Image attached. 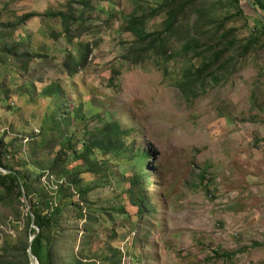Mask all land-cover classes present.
Here are the masks:
<instances>
[{
	"label": "rangeland",
	"instance_id": "374dc122",
	"mask_svg": "<svg viewBox=\"0 0 264 264\" xmlns=\"http://www.w3.org/2000/svg\"><path fill=\"white\" fill-rule=\"evenodd\" d=\"M69 1L0 0V24L34 15L5 39L18 54L48 57L33 59L29 67L36 71L33 80H41L37 90L46 82L61 85L60 119L79 110L78 117H71L70 133L84 137L108 120L132 128L124 139L130 149L100 156L105 170L83 175V186H91L85 214L92 217L86 223L74 211L66 233L74 231L80 249L91 248L96 264H110L100 260L105 256L118 264H264V45L244 57V66L226 81L188 100L173 84L186 59L180 41L173 45L167 73L153 61L134 66L121 57L124 40L131 39L120 32L127 18L148 13L162 0H103L86 13L70 43L58 33L59 19L51 16ZM227 3L207 0L217 18L232 14ZM241 5L249 25L242 28L237 22V34L246 38L260 28L257 18L264 19V13L247 0ZM160 21L150 19L148 26L159 27ZM53 30L57 37L50 36ZM88 43L92 49L86 63L65 71L67 50L79 55ZM21 64L13 58L9 66H0V134L17 133L22 143L16 145L26 153L31 138L38 142L41 129L49 128L56 102L34 101L25 93ZM135 150L151 156L146 179L134 191L136 200L129 191L138 171ZM17 157L23 160L22 154ZM13 219L10 210L0 208V248L5 234L13 233Z\"/></svg>",
	"mask_w": 264,
	"mask_h": 264
},
{
	"label": "trees",
	"instance_id": "16d2710c",
	"mask_svg": "<svg viewBox=\"0 0 264 264\" xmlns=\"http://www.w3.org/2000/svg\"><path fill=\"white\" fill-rule=\"evenodd\" d=\"M102 1L70 0L64 10L52 13L51 16L60 21L59 35L67 37L70 43L78 36L79 28L84 26L86 13L95 10ZM241 2L228 0L227 4L234 11L223 18L212 15L207 0H162L151 7L148 13H133L120 28L121 33H128L131 38L124 40L121 57L134 66L153 61L167 73V63L173 57V45L180 41V54L186 59L182 63L181 75L176 77L173 84L188 100L196 98L206 91L207 86L224 82L237 73L244 66L243 58L253 50L258 52L257 49H262L264 45L263 18H257L260 28L254 27V32H250L249 36H238L239 26L236 23H243L242 28L249 25L248 15L244 13ZM250 3L264 13V0H250ZM76 4L81 6L77 10ZM32 16V13H27L18 18L16 23L0 24V66H9L13 58L22 61L21 69L25 76L23 88H28L25 93L32 96L34 101L39 97L55 98L56 108L50 115L47 131L44 133V128L41 129L37 135L38 142L31 138L26 153L20 144L16 145V142L22 143L16 132V136L8 134L13 132L11 130H4L0 134V167L10 171H0V208L10 210L14 216L11 221L16 222L13 224V233L4 236L0 264H30L29 247L39 264H96L91 248L80 249L74 231L66 233L64 226L74 211L76 219L89 223L92 215L86 217L84 205L89 207L91 186H83V175L105 170L100 156L121 152L123 148L130 149L129 146L125 147L124 139L132 128L123 126L120 120H108L101 128L86 132L84 137H75L70 133L69 128L73 127L71 117H78L79 110L69 111L67 120L60 119L59 108L63 101L61 85L58 82H46L43 88L37 90L36 81L41 80H33L36 71L29 67L33 59L47 61L48 57L36 52L18 54L16 46H11L5 39V35L8 36L12 31L15 33L14 30H18ZM158 17H161L159 27L151 29L149 20ZM231 19L233 25L229 24ZM76 23L78 28L74 29ZM50 36L57 37L58 34L53 30ZM91 45L85 44L79 55H73L68 49L63 62L64 70L74 72L76 70L73 67L84 65ZM253 95L257 102L255 93ZM17 154H22V161ZM132 157L136 160L138 171L131 180L129 191L135 199L134 191L146 179L145 166L151 156L147 150H135ZM134 199L133 204L144 212L143 206ZM27 201H30V209ZM30 211L34 215V225L39 228L38 232L32 227ZM87 211L90 212V209ZM34 235L30 244V238ZM100 260L118 264L106 256Z\"/></svg>",
	"mask_w": 264,
	"mask_h": 264
},
{
	"label": "water",
	"instance_id": "95a60500",
	"mask_svg": "<svg viewBox=\"0 0 264 264\" xmlns=\"http://www.w3.org/2000/svg\"><path fill=\"white\" fill-rule=\"evenodd\" d=\"M248 2H250V0H247ZM0 171L3 173H9L10 171L3 169L2 167H0ZM28 202V201H27ZM28 208H30V205L28 204ZM31 214V222H32V227H34L36 229V231H39V228L37 226L34 225V215L32 214V212L30 211ZM35 238V235L32 236L30 238V244L32 242V240ZM28 255H29V259H30V264H39V261L37 259V257L32 253L31 248H28Z\"/></svg>",
	"mask_w": 264,
	"mask_h": 264
}]
</instances>
